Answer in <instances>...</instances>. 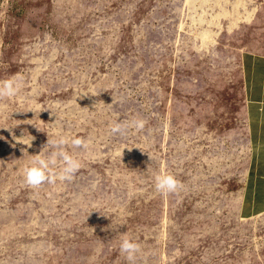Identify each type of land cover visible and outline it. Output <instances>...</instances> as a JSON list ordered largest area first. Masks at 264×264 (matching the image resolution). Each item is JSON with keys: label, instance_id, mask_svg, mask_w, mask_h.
Listing matches in <instances>:
<instances>
[{"label": "rangeland", "instance_id": "374dc122", "mask_svg": "<svg viewBox=\"0 0 264 264\" xmlns=\"http://www.w3.org/2000/svg\"><path fill=\"white\" fill-rule=\"evenodd\" d=\"M246 56L264 59V0H0V81L21 83L0 99V264H130L122 234L135 264H264V212L238 214ZM61 136L79 171L26 186Z\"/></svg>", "mask_w": 264, "mask_h": 264}, {"label": "clouds", "instance_id": "9594fccd", "mask_svg": "<svg viewBox=\"0 0 264 264\" xmlns=\"http://www.w3.org/2000/svg\"><path fill=\"white\" fill-rule=\"evenodd\" d=\"M19 81V77L0 81V99L16 97L21 88ZM145 123L146 121L143 119H134L130 125L113 121L110 131L113 134L119 133L124 135L128 127H133L137 131L143 130ZM68 143L69 140L63 136L58 139L47 140L46 146L51 145L58 150L53 151L47 159L43 158L40 154L33 156L30 165H25L22 169L25 185L37 189L45 183H54L56 179L60 181H71L81 168V162L64 150L63 146ZM70 143L73 148L87 149L89 145V142L83 138H74ZM30 146L31 144L29 143ZM58 157L62 161L60 170L58 173L50 175L49 169L56 165ZM154 186L155 190L162 195L175 194L182 187L180 181L168 173L155 175ZM120 251L126 255L130 264H135L136 255L140 251V246L138 243L131 241L126 234H122Z\"/></svg>", "mask_w": 264, "mask_h": 264}, {"label": "crops", "instance_id": "0c3cea01", "mask_svg": "<svg viewBox=\"0 0 264 264\" xmlns=\"http://www.w3.org/2000/svg\"><path fill=\"white\" fill-rule=\"evenodd\" d=\"M243 70L250 156L238 214L250 218L264 212V59L246 56Z\"/></svg>", "mask_w": 264, "mask_h": 264}]
</instances>
